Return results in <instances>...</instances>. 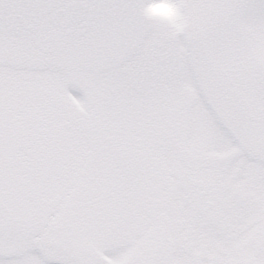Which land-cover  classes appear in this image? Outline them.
<instances>
[{
    "label": "snow or ice",
    "instance_id": "obj_1",
    "mask_svg": "<svg viewBox=\"0 0 264 264\" xmlns=\"http://www.w3.org/2000/svg\"><path fill=\"white\" fill-rule=\"evenodd\" d=\"M0 264H264V0H0Z\"/></svg>",
    "mask_w": 264,
    "mask_h": 264
},
{
    "label": "clouds",
    "instance_id": "obj_2",
    "mask_svg": "<svg viewBox=\"0 0 264 264\" xmlns=\"http://www.w3.org/2000/svg\"><path fill=\"white\" fill-rule=\"evenodd\" d=\"M151 2V0H150ZM147 15L152 17V18H156V19H160V18H170L171 17V12L167 9H147L146 10Z\"/></svg>",
    "mask_w": 264,
    "mask_h": 264
}]
</instances>
